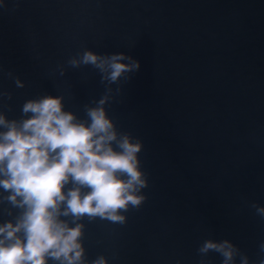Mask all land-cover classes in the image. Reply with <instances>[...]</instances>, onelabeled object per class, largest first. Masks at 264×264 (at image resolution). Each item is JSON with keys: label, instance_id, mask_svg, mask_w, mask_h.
Masks as SVG:
<instances>
[{"label": "water", "instance_id": "95a60500", "mask_svg": "<svg viewBox=\"0 0 264 264\" xmlns=\"http://www.w3.org/2000/svg\"><path fill=\"white\" fill-rule=\"evenodd\" d=\"M85 49L140 62L119 94L111 85L106 109L142 142L148 179L125 224L83 221L87 259L201 264L197 248L211 238L258 261L264 219L249 205L264 206V0H3L0 91L12 99L0 108L19 119L25 100L63 95L85 119L83 106L105 92L100 74L57 70Z\"/></svg>", "mask_w": 264, "mask_h": 264}, {"label": "clouds", "instance_id": "9594fccd", "mask_svg": "<svg viewBox=\"0 0 264 264\" xmlns=\"http://www.w3.org/2000/svg\"><path fill=\"white\" fill-rule=\"evenodd\" d=\"M3 0H0L2 6ZM126 61V62H125ZM91 66L100 74L105 92L83 106L85 119L66 111L64 96L42 95L21 105L19 119H9L0 108V264H108L104 255L87 259L83 221L107 220L123 225L130 208L139 209L146 197L147 175L139 153L143 144L118 130L106 105L119 94L140 62L125 53L78 52L58 65L60 76ZM17 88L24 82L13 77ZM12 99L0 91V103ZM9 110H11L9 108ZM250 208L264 219V206ZM264 264V241L258 245ZM217 253L221 264H250L249 257L231 241L205 239L197 248L204 257Z\"/></svg>", "mask_w": 264, "mask_h": 264}]
</instances>
